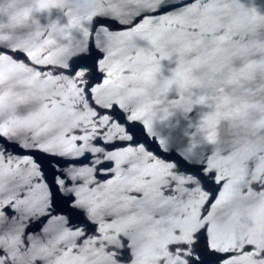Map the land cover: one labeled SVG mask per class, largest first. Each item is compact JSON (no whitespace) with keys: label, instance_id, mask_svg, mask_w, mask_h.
<instances>
[{"label":"water","instance_id":"1","mask_svg":"<svg viewBox=\"0 0 264 264\" xmlns=\"http://www.w3.org/2000/svg\"><path fill=\"white\" fill-rule=\"evenodd\" d=\"M0 264H264V0H0Z\"/></svg>","mask_w":264,"mask_h":264}]
</instances>
